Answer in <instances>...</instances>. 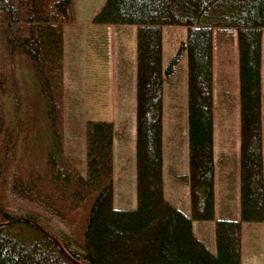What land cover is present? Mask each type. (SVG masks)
<instances>
[{"label": "trees", "instance_id": "16d2710c", "mask_svg": "<svg viewBox=\"0 0 264 264\" xmlns=\"http://www.w3.org/2000/svg\"><path fill=\"white\" fill-rule=\"evenodd\" d=\"M93 22L136 28L137 206L114 205V121L85 122L86 174L66 150L64 26L76 0H0V264H243V223L264 222V0H105ZM165 25L186 27L167 65ZM234 44L239 217L231 184L216 217V56ZM184 52L188 169L169 174L188 186L190 213L165 195V84ZM208 220L216 250L196 232Z\"/></svg>", "mask_w": 264, "mask_h": 264}, {"label": "rangeland", "instance_id": "374dc122", "mask_svg": "<svg viewBox=\"0 0 264 264\" xmlns=\"http://www.w3.org/2000/svg\"><path fill=\"white\" fill-rule=\"evenodd\" d=\"M105 0H76V23L64 26L65 134L67 153L80 159L86 170L85 122L88 119L112 120L116 126L114 147V205L137 206L136 175V96L134 79L135 26H114L93 22ZM164 65L178 51L185 37L184 25L164 26ZM237 45L218 51L216 56V90L214 101V139L217 157L215 176L216 213L220 215L224 182L236 187L239 205L240 182V81ZM125 66V67H124ZM174 73L165 84L164 139L166 168L165 195L187 213L189 189L174 180L169 169H188V98L187 54L182 53ZM227 153L221 166L218 156ZM169 175V176H168ZM239 216V214H238ZM60 232L68 227L56 216H49ZM48 219V217H47ZM209 230L212 220L200 221ZM197 233L212 250L211 232ZM244 264H264V222L243 224Z\"/></svg>", "mask_w": 264, "mask_h": 264}, {"label": "crops", "instance_id": "0c3cea01", "mask_svg": "<svg viewBox=\"0 0 264 264\" xmlns=\"http://www.w3.org/2000/svg\"><path fill=\"white\" fill-rule=\"evenodd\" d=\"M224 152H226V151H224ZM216 153V152H215ZM218 158H219V156H218ZM227 157H225V159H223L222 160V162H221V166H224V165H226L227 164ZM219 160V159H218ZM216 165H217V157H216ZM187 171V170H186ZM185 171V172H186ZM224 189H223V193H225L227 190H228V183H226V182H224V187H223ZM226 198H227V193H225L224 194V196H223V201H224V199L226 200ZM235 210V214H239V210L238 209H236V207L234 208ZM220 215H222V212H221V210H220ZM220 215H218L217 213H216V217H219ZM239 217V216H238ZM213 222V224H211V227L209 228V230H206L205 229V227L203 226L204 224H203V222H196L195 223V227L196 226H198V230H199V232H201V234H206V232H211V235H212V238H214V246H215V248H216V244H215V223H214V221H212ZM244 224V223H243ZM196 232H197V230H196ZM199 234V233H198ZM242 240H243V233H242ZM242 256H243V243H242ZM243 264H244V259H243Z\"/></svg>", "mask_w": 264, "mask_h": 264}, {"label": "water", "instance_id": "95a60500", "mask_svg": "<svg viewBox=\"0 0 264 264\" xmlns=\"http://www.w3.org/2000/svg\"><path fill=\"white\" fill-rule=\"evenodd\" d=\"M44 229V228H43ZM70 258H72L75 262L80 263L79 261H77L76 259H74L70 254H68Z\"/></svg>", "mask_w": 264, "mask_h": 264}]
</instances>
